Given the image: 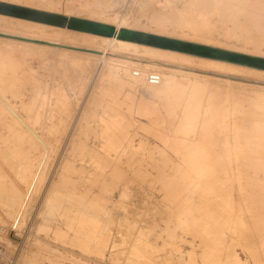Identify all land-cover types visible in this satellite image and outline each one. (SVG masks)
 <instances>
[{"label": "rangeland", "instance_id": "374dc122", "mask_svg": "<svg viewBox=\"0 0 264 264\" xmlns=\"http://www.w3.org/2000/svg\"><path fill=\"white\" fill-rule=\"evenodd\" d=\"M0 2L87 22L117 14L151 30L166 14L164 33L264 56V0ZM56 39L0 22V264H264V77L118 51L108 55L148 67L108 69L81 54L102 49ZM151 73L161 87L147 84ZM187 80L203 85L197 98ZM103 119L118 122L104 129ZM31 188L15 230L13 201Z\"/></svg>", "mask_w": 264, "mask_h": 264}, {"label": "bare ground", "instance_id": "6f19581e", "mask_svg": "<svg viewBox=\"0 0 264 264\" xmlns=\"http://www.w3.org/2000/svg\"><path fill=\"white\" fill-rule=\"evenodd\" d=\"M45 2V1H44ZM224 2L223 4H225ZM234 4V3H233ZM51 5V4H50ZM218 6V5H217ZM221 6V5H220ZM49 7V6H48ZM51 8V6H50ZM216 8V7H215ZM218 8V7H217ZM225 8V7H224ZM233 8V7H232ZM242 8V7H241ZM46 8L40 9V8H35V7H30V6H21V5H15L14 3H5V2H0V22H3L5 24H13L18 25L19 27H23L24 29L27 30H38V31H43V30H49L50 32L53 33V36L55 38H62L63 40H67L68 42H77L80 43L81 45L86 48V50H96L97 48L102 49L103 54L101 55H92V54H87V53H81L82 56H85V58L88 59H93L95 58V61L98 62V65L100 67H103V64H116V65H121L124 66L125 68L131 67L132 65H137L136 63H133L131 61H125L121 59H116L108 55V52L112 51H118L120 53H140L145 57H149L152 60L153 59H159L165 62H171V63H179V64H187L190 67L192 65H198L206 68L214 69V70H219L220 71H226V72H232V73H243V74H248V75H253V76H259V77H264V56H261V53L255 52L253 55L252 53L247 54L245 53H239L238 50H232L230 48L226 49L227 47H224L220 49V47L212 46L208 42L199 41L197 38H195L196 41L188 40V39H183V38H177L174 35H170L167 33H164V31H161L165 20L167 19L166 14L160 15L155 17H152L149 22L153 21L152 23L154 26H156V30H151L150 27H144L139 25L138 21L132 19L133 17H122V16H113L110 19H104V18H98V19H88L93 22H87L83 21L81 19H78L76 17H66V15L53 11ZM220 9V8H219ZM231 9V8H229ZM250 9V8H249ZM208 10V9H207ZM233 10V9H232ZM247 10V9H246ZM264 10V9H263ZM73 11V10H72ZM69 11L68 12H72ZM209 11V10H208ZM224 11V10H223ZM249 11V10H248ZM75 12V11H74ZM228 13V12H227ZM233 13V12H232ZM76 14V13H75ZM91 14V13H89ZM103 14V13H102ZM230 14V13H229ZM234 14V13H233ZM123 15V14H122ZM151 15V14H150ZM158 15V14H157ZM232 15V14H231ZM235 15V14H234ZM69 16V15H67ZM237 16V15H236ZM91 17V16H90ZM151 17V16H150ZM169 17V16H168ZM249 17V16H248ZM85 18V17H84ZM92 18V17H91ZM148 18V17H147ZM171 18V16H170ZM169 18V20H170ZM185 18V17H184ZM149 19V18H148ZM248 20V18H247ZM230 21V20H229ZM151 23V25H152ZM167 21L165 22V24ZM169 23V22H168ZM171 23V22H170ZM169 23V24H170ZM177 24V23H175ZM196 24V23H195ZM108 25V26H106ZM148 25V24H147ZM150 25V24H149ZM172 26H175L173 23L171 24ZM170 25V26H171ZM11 27V26H10ZM165 27V26H164ZM12 28V27H11ZM159 28V29H158ZM181 28V27H180ZM199 28V27H198ZM197 28V31H199ZM254 28V27H253ZM182 29V28H181ZM185 29V28H184ZM190 30V29H189ZM191 31V30H190ZM28 32V31H27ZM24 33V32H23ZM44 34V33H43ZM196 34V33H194ZM198 34V33H197ZM194 36V35H193ZM189 38V37H188ZM200 38V37H199ZM56 39L55 41H57ZM61 39V40H62ZM245 39V38H244ZM247 39V38H246ZM60 41V40H59ZM208 41V40H207ZM62 42V41H61ZM65 42V41H64ZM63 43V42H62ZM66 43V42H65ZM72 44V43H71ZM75 44V43H74ZM10 46V45H9ZM257 48H259L257 46ZM61 51V49H60ZM65 51V50H64ZM240 51V50H239ZM66 52V51H65ZM74 53V52H73ZM259 55H257V54ZM263 54V53H262ZM264 55V54H263ZM94 61V60H93ZM95 63V62H94ZM170 63V64H171ZM94 65V64H93ZM96 65V64H95ZM97 66V65H96ZM107 66V65H106ZM120 66V67H121ZM142 66V65H141ZM140 66V67H141ZM113 67V66H112ZM119 67V66H118ZM148 67L146 66H143ZM141 67V69L143 68ZM193 67V66H192ZM196 67V66H195ZM108 68V66H107ZM105 68V69H107ZM114 68V67H113ZM124 68V69H125ZM152 68V67H151ZM156 68V67H155ZM110 69V66L109 68ZM107 69V70H108ZM139 69V68H138ZM205 69V68H202ZM123 70V68H122ZM137 70V69H135ZM153 70V69H152ZM157 70V69H156ZM209 70V69H208ZM213 70V71H214ZM110 71V70H109ZM116 71V70H115ZM118 71V70H117ZM124 71V70H123ZM141 71V70H139ZM159 71V70H157ZM171 71V70H170ZM112 72V71H111ZM125 72V71H124ZM131 72H133L131 70ZM178 72V71H174ZM126 73V72H125ZM159 73V72H158ZM172 73V71L170 72ZM115 74V73H114ZM117 74V73H116ZM143 74V72H142ZM163 74V73H162ZM176 74V73H175ZM192 74V73H191ZM189 74V75H191ZM230 74V73H229ZM146 75V74H145ZM144 75V76H145ZM166 75V74H165ZM118 76V74H117ZM163 76V75H162ZM161 76V77H162ZM176 76V75H175ZM192 76V75H191ZM195 76V74H194ZM7 77V76H6ZM6 77H3L0 73V88L3 90H6V86L3 85V81ZM179 77V76H178ZM186 77V76H185ZM188 77V76H187ZM4 78V79H3ZM120 78V77H118ZM135 78V77H133ZM163 78V77H162ZM167 77H165V81H168L166 83L172 84V86L175 85L173 81V77H170L166 80ZM190 78V77H189ZM8 80V78H6ZM30 79V78H29ZM28 79V80H29ZM136 79V78H135ZM187 79V78H186ZM258 79V78H257ZM5 80L4 82H6ZM164 80V79H163ZM192 80V79H191ZM203 80V79H202ZM162 81V80H160ZM173 81V82H172ZM188 81V85L186 84L187 89L190 91L188 96L191 97H196V92H198L202 86L195 81ZM199 81V80H198ZM218 81V80H217ZM38 82V81H37ZM203 82V81H202ZM164 83V81L161 82V84ZM165 83V85H167ZM207 83V82H206ZM6 84H8L6 82ZM5 84V85H6ZM160 84V85H161ZM179 84V83H178ZM204 84V83H203ZM163 85L164 87H166ZM158 87H161L157 85ZM169 86V85H168ZM180 86V84L178 85ZM176 86V88L178 87ZM205 86V85H204ZM153 87V86H151ZM162 87V88H164ZM182 87V86H180ZM178 87V88H180ZM183 88V89H186ZM210 87V86H209ZM8 88L10 86L8 85ZM168 88V87H167ZM170 89V88H168ZM175 89V88H174ZM203 89V88H202ZM207 89V88H206ZM1 90V91H2ZM172 90V89H171ZM170 90V91H171ZM177 90V89H176ZM181 91V89H179ZM181 96H184L186 93V90L184 91V94L182 92ZM201 91V90H200ZM157 92V91H156ZM173 93L177 94L175 90L172 91ZM202 92V91H201ZM208 92V91H207ZM207 92H204L207 94ZM171 93V92H170ZM172 93V94H173ZM152 94V93H151ZM173 94V97L175 96ZM264 95V93H262ZM171 95V94H170ZM186 95V94H185ZM199 96V94H197ZM162 96V95H161ZM177 96V95H176ZM188 96H185L184 98H188ZM172 97V98H173ZM178 97V96H177ZM210 97V96H209ZM181 99L180 97H178ZM183 98V100H184ZM197 98V97H196ZM199 98V97H198ZM204 98V97H203ZM264 98V97H263ZM200 99V98H199ZM208 99V98H207ZM170 100L171 97H170ZM189 100V99H188ZM261 100V99H260ZM186 102V100H184ZM183 101V102H184ZM208 101V100H207ZM258 101V100H256ZM184 102V104H185ZM264 102V101H262ZM95 103V101H94ZM188 103V101L186 102ZM191 103V102H190ZM206 103V102H204ZM183 104V103H182ZM193 104V103H192ZM201 104V102H200ZM4 104H1V106ZM169 105V104H168ZM6 106V105H5ZM197 106V105H195ZM200 106H206L205 104L200 105ZM10 107V106H9ZM6 108V112H8L12 120H14L13 123H16L19 127H21L25 132L35 140L38 145L40 144L41 146L43 145L42 140H40L37 136H35V131L33 132L31 128L29 127V124L23 120L19 115H17V112L15 113V110L13 111L11 108ZM172 107H175L172 105ZM199 107V106H198ZM197 107V108H198ZM5 108V107H4ZM182 109V106L180 107ZM193 108H195L193 106ZM205 108V107H204ZM1 109V108H0ZM185 109V108H184ZM259 109V108H258ZM187 110V109H186ZM209 110V109H208ZM260 110V109H259ZM188 111V110H187ZM207 111V110H206ZM3 112V111H2ZM190 112V111H188ZM205 112V111H203ZM2 114V113H1ZM192 114V113H190ZM188 114L186 117H190L191 115ZM194 114V113H193ZM200 114V113H199ZM208 115V113H207ZM109 116V115H108ZM196 116V115H195ZM205 116V115H204ZM194 117V116H193ZM200 117V116H199ZM201 118V117H200ZM10 120V118H8ZM105 119V118H104ZM102 120V125L104 129H107V126L112 125L114 123H117L118 121L115 120ZM191 119V118H189ZM194 120V119H193ZM188 121V120H186ZM190 121V120H189ZM7 123V122H6ZM197 123V122H196ZM192 124V123H191ZM194 124V123H193ZM3 125V124H2ZM185 125V124H183ZM187 126V125H185ZM196 126V125H195ZM199 126V125H198ZM188 127V126H187ZM192 127V126H191ZM185 128V127H184ZM181 129V128H180ZM190 129V128H189ZM262 129V128H261ZM187 130V129H186ZM256 130V129H255ZM254 130V131H255ZM264 130V129H263ZM191 131V130H190ZM106 132V130H105ZM73 133V132H72ZM190 133V132H189ZM197 134V130L195 132ZM107 134V132H106ZM167 134V133H166ZM207 144V143H205ZM44 147V146H42ZM46 147V146H45ZM84 147V146H83ZM107 149H114L113 144H106ZM198 147V146H197ZM46 149V148H45ZM201 149V148H200ZM48 150V149H47ZM117 151V149H114ZM46 151V150H44ZM48 152V151H47ZM107 152V151H106ZM203 152V151H202ZM94 153V152H93ZM193 153V152H192ZM195 154V153H194ZM198 154V153H196ZM205 154V153H204ZM202 155V154H201ZM200 155V156H201ZM208 155V154H207ZM48 156V155H47ZM198 156V155H197ZM263 156V155H262ZM264 157V156H263ZM48 157H46L47 159ZM89 158V157H88ZM96 158V157H95ZM197 158V157H196ZM43 160V163L45 160ZM97 159V158H96ZM191 159V158H190ZM196 161V159H195ZM202 161V160H200ZM47 162V161H46ZM45 162V163H46ZM49 162V161H48ZM194 162V161H193ZM181 163V162H180ZM1 164V162H0ZM40 164V163H39ZM196 164V163H195ZM194 165V164H193ZM184 166V165H182ZM42 167V166H41ZM192 167V166H191ZM196 167V166H195ZM194 167V168H195ZM39 168V167H38ZM37 168V169H38ZM198 168V167H197ZM39 170V169H38ZM187 170L190 171L188 168ZM193 170V169H191ZM35 171H37L35 169ZM195 172H198L194 170ZM200 171V170H199ZM192 172V171H191ZM201 173V172H200ZM189 175V174H188ZM195 175V174H194ZM199 175V174H198ZM32 176V175H31ZM206 176V175H205ZM40 176V170L37 172L35 175V180H33V186H36L38 180L41 178ZM191 177V176H188ZM198 177V176H197ZM192 178V177H191ZM43 179V177H42ZM193 179V178H192ZM196 180V179H195ZM198 181H200L198 179ZM32 182V181H31ZM44 182V181H43ZM194 182V181H193ZM69 183V181H68ZM29 185V184H28ZM31 185V183H30ZM48 185V184H47ZM25 187V186H24ZM29 189V188H27ZM37 191V188H34ZM31 188L29 193L21 199L18 198L14 200L13 202L18 205V213L17 217L15 219L13 228L17 230V228L20 225L21 219L23 218V214L25 213V210L27 208V205H29L30 198H32V195L34 194L35 190ZM194 190V189H193ZM187 191V190H186ZM263 192V191H262ZM37 193V192H36ZM18 196V194H17ZM24 196V194H23ZM67 196V195H66ZM184 196V195H183ZM16 197V196H15ZM53 197L54 199V194L50 195L49 198ZM14 199V198H13ZM196 201V200H195ZM17 211V210H16ZM25 215V214H24ZM168 218V217H167ZM4 221V220H3ZM19 230V229H18ZM61 234V233H60Z\"/></svg>", "mask_w": 264, "mask_h": 264}, {"label": "built area", "instance_id": "2783aa9c", "mask_svg": "<svg viewBox=\"0 0 264 264\" xmlns=\"http://www.w3.org/2000/svg\"><path fill=\"white\" fill-rule=\"evenodd\" d=\"M139 76H140L139 72L137 71L133 72V77L137 78ZM146 82L150 86H157L160 82V77L155 73L148 74L146 76Z\"/></svg>", "mask_w": 264, "mask_h": 264}]
</instances>
